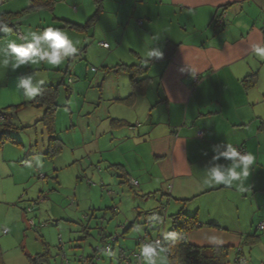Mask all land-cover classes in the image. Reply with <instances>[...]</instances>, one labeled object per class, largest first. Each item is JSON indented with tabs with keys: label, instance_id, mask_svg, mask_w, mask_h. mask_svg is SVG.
<instances>
[{
	"label": "crops",
	"instance_id": "0c3cea01",
	"mask_svg": "<svg viewBox=\"0 0 264 264\" xmlns=\"http://www.w3.org/2000/svg\"><path fill=\"white\" fill-rule=\"evenodd\" d=\"M32 2L0 0V15L11 14L10 24H16L15 28L9 25V32L0 37V42L16 39L20 43L27 31L48 26L88 33L89 26L75 29L69 24L81 14L80 7L75 14L73 8L64 10L70 8L67 0H52L50 6L30 9ZM57 2L64 5L58 11ZM104 2L95 20L104 11ZM133 2L140 8L136 12L139 17L136 26L144 27L139 31L144 37L150 36V42L142 43V35L137 34L138 46L133 50L122 52L113 43L115 63L106 56L103 59L101 83L106 73L114 72L122 78L109 90L105 89V95L103 92L100 95L107 108L104 114L100 113L93 138L107 131L108 135L98 138L100 144L102 140L107 143V148H98V157H94L116 165L127 179L137 180L138 192L152 198L154 209L164 206L167 218L180 210L195 214L199 226L186 234L189 243L229 247L228 264H235L237 251L242 252L246 264H264V232L257 227L264 222V60L251 55L252 44L264 43V0ZM92 4V8H83L82 14L88 16L91 9L94 13L93 0ZM161 8L167 12L161 13ZM18 12L23 14L17 16ZM214 15H221L222 25L212 21ZM160 18L167 27L154 29L160 27L157 25ZM88 19L80 25H85ZM120 43L122 39L118 40ZM110 47L109 43L107 48ZM153 48L163 51L162 59L147 55ZM121 64L139 68L131 76L125 68L116 67ZM43 65L44 62H38L13 70L11 64L7 67L0 64V112L13 111L11 122L16 125L28 126L19 122L18 113L30 106L22 104L34 97L25 96L23 90L16 88L18 78L32 75L33 83L39 87L44 84L40 83L42 77L38 73L45 70ZM92 70L96 72L94 67ZM252 73H256L255 82L247 87L243 79ZM14 105L22 106L10 110ZM39 111L43 113L37 108L36 112ZM132 121L137 123L135 127ZM57 136L62 142L60 152L69 151L76 163L79 152L68 149ZM126 140L134 152L131 158L126 157ZM223 142L255 157L243 184L204 183V168L214 155L212 147ZM121 146L125 151L117 155ZM217 162L230 163L223 157ZM99 179L106 178L99 176ZM124 218L129 223L127 214ZM130 224L132 227L133 220ZM126 225L124 232L131 230Z\"/></svg>",
	"mask_w": 264,
	"mask_h": 264
},
{
	"label": "rangeland",
	"instance_id": "374dc122",
	"mask_svg": "<svg viewBox=\"0 0 264 264\" xmlns=\"http://www.w3.org/2000/svg\"><path fill=\"white\" fill-rule=\"evenodd\" d=\"M66 4L70 5L69 9L64 8L67 11L81 8V14L72 22L84 23L93 14L92 9L88 16L82 14L83 8H92V0H67ZM63 7L57 2L55 9ZM138 11L133 0H105L104 11L95 25L89 24L88 33L59 27L74 41L78 53L58 66L44 63L45 70L38 73L44 83H60L55 132L68 149L79 152L80 158L74 163L69 151L47 154L48 135L42 123L36 121L42 116L41 111L27 106L18 113L19 122L28 126L18 124L13 130L18 141L6 140L0 148V249L5 264H28V256L36 253H47L50 264H126L127 257L133 260L131 254L137 252L145 236H160L164 242L172 239L165 207L154 209L152 198H145L138 186H131L130 178H125L119 167L95 158L98 148H107L106 142L98 141L100 136L108 135L107 131L93 138L100 113L104 114L107 108L100 95L122 78L114 72L106 73L102 84L103 59L106 56L115 63L113 43L122 52L138 46L137 34L144 28L136 26ZM166 12L161 8V13ZM48 15L51 19L52 14ZM157 25L160 27L154 29L167 27L163 18L158 19ZM120 39L123 45L118 44ZM101 42L110 43L111 47L104 48ZM141 42H150V36L142 35ZM65 87L69 88L68 99ZM132 124L137 125L135 121ZM126 141V157L131 158L132 145ZM124 149L121 146L117 155ZM99 176L106 179L101 181ZM160 211L163 215L156 223L151 215ZM126 214L133 220L132 227L130 220L126 223ZM124 224L131 233L123 231ZM138 225L143 228L142 234L136 231ZM106 245L110 247L108 252L104 250Z\"/></svg>",
	"mask_w": 264,
	"mask_h": 264
},
{
	"label": "clouds",
	"instance_id": "9594fccd",
	"mask_svg": "<svg viewBox=\"0 0 264 264\" xmlns=\"http://www.w3.org/2000/svg\"><path fill=\"white\" fill-rule=\"evenodd\" d=\"M9 30L8 23L0 21V33H8ZM76 52L77 46L67 32L48 26L27 31L20 43L16 39L0 42V64L5 67L11 64L13 70L38 62L58 66ZM147 55L153 59H162L164 53L159 48H153ZM251 55L264 60V43L252 44ZM16 88L23 90V94L28 97L36 96L39 92V87L33 83L32 75L20 76ZM212 151L214 153L212 160L204 168V183L228 186L235 182L243 184L255 162L254 155L250 152H241L237 147L226 142L214 145ZM221 157L230 163H218ZM37 163L39 164L40 161L38 160ZM136 231L142 234L143 228L138 225ZM165 253L166 249L159 239L152 240L146 236L137 249L140 264H168Z\"/></svg>",
	"mask_w": 264,
	"mask_h": 264
},
{
	"label": "trees",
	"instance_id": "16d2710c",
	"mask_svg": "<svg viewBox=\"0 0 264 264\" xmlns=\"http://www.w3.org/2000/svg\"><path fill=\"white\" fill-rule=\"evenodd\" d=\"M95 4V11L93 15L88 19L85 25H80L77 23L69 22L72 28H86L95 19L98 13L102 10V0H93ZM52 5V0H33L30 9H36L39 7ZM23 13H16L17 16H21ZM11 14L6 15V13L0 15V21L10 24ZM221 15H214L212 21L215 24L222 25L220 21ZM15 28L16 24L11 25ZM4 33H0V37ZM107 48V47H105ZM117 68H125L130 72L131 76L135 75V71L139 68L137 65H117ZM137 68V69H136ZM256 78V73L247 75L243 79V84L247 87L254 84ZM133 79V77H132ZM60 83L58 84H41L39 85V92L32 100L24 102L22 105H30L36 108H42L43 113L41 118L38 120L42 123L49 139L47 154H58L62 149V142L60 138L55 134V110L59 105L57 102L60 88ZM68 86V85H67ZM65 96L69 98L70 92L69 88L65 87ZM22 105H14L9 107L10 110L18 109ZM7 110H9L7 108ZM13 112V111H11ZM11 112H6V110L0 112V148L6 140H11V142H17L18 140L13 135V130L18 128V125L12 123L13 114ZM121 122V121H116ZM122 123V122H121ZM125 176V175H124ZM126 178V177H125ZM171 226L173 230V237L168 242L162 241V246L166 249V255L170 264H228L229 263V247L227 246H207L200 247L189 243L186 239V234L199 226V222L195 214L190 215L180 210L179 212L172 214L170 216ZM160 219L156 218V222ZM160 237V236H159ZM250 237V236H249ZM252 237V236H251ZM254 237V236H253ZM161 238V237H160ZM248 239V238H247ZM251 239V238H250ZM252 242L255 240H250ZM162 240V238H161ZM108 246V245H107ZM110 250V247H109ZM241 251H237V255L234 258L235 264H246V260ZM93 256V255H92ZM91 256V257H92ZM28 264H50L49 255L47 253H36L34 255H29ZM130 258V257H129ZM92 263V262H91ZM0 264H5L2 260V252L0 249ZM56 264V263H55Z\"/></svg>",
	"mask_w": 264,
	"mask_h": 264
},
{
	"label": "built area",
	"instance_id": "2783aa9c",
	"mask_svg": "<svg viewBox=\"0 0 264 264\" xmlns=\"http://www.w3.org/2000/svg\"><path fill=\"white\" fill-rule=\"evenodd\" d=\"M100 45H101L102 47H108V44L105 43V42H101ZM238 149H239L241 152H245L242 148H238ZM129 184H130L131 186H137L138 182H137V180L130 178V180H129ZM163 208H164V207H163ZM162 215H163V214H160L159 212H158V213L153 212L151 216H152L153 218H160ZM29 222H32V221H29ZM257 227H258V229H260L262 232H264V222H263V221L259 222L258 225H257ZM3 232L6 233L7 230L4 229ZM151 239H152V238H151ZM155 239H159V240L161 241V243H162V240H161V238H160L159 236L153 238L152 240H155ZM142 241H143V239L141 240V242H142ZM104 250H105L106 252H108V251H109V246L106 245V246L104 247ZM131 256H132V259H133V260H131V258H128V257H127V258H126V264H140V258L138 257L137 252H133V253L131 254Z\"/></svg>",
	"mask_w": 264,
	"mask_h": 264
}]
</instances>
